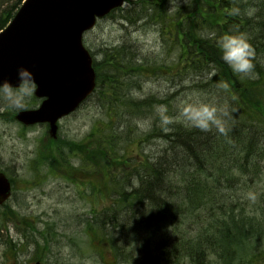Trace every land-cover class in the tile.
I'll return each mask as SVG.
<instances>
[{"label":"trees","instance_id":"obj_1","mask_svg":"<svg viewBox=\"0 0 264 264\" xmlns=\"http://www.w3.org/2000/svg\"><path fill=\"white\" fill-rule=\"evenodd\" d=\"M168 1L129 0L118 19L158 30L173 58L170 64L154 57L148 62L135 47L127 46L130 43L104 48L101 59L93 62L95 92L108 99L110 111L103 129L90 133L91 146L87 153L82 149L80 163L92 175L97 173V181L101 174L105 189L115 197L108 210L92 220L91 226L100 232L101 228H118V232H124L123 240L129 242L126 247L140 242L141 245L134 246L144 249L139 254L147 264L150 252L146 246L153 243L149 223L166 228L170 219L173 223L171 213L181 214L179 223H188L190 231L178 233V227L175 228L173 243L165 251L170 261L173 256L177 259L179 253V260L173 264H207L210 253H215L223 264H264V249L253 247L264 235V207L260 213L245 216L243 209L234 210L236 204L225 197L227 191L240 196L264 173V0L243 4V9L258 8L251 16L232 14L237 0H189L187 4H177L174 11L167 10ZM20 2L0 0V29L12 18ZM228 30L248 36L255 49L252 73H236L222 60L216 37L210 33L219 36ZM129 48L134 55L128 52ZM145 63L151 64L146 67ZM148 71L187 80L196 93L217 94L222 110L212 107L219 123L210 125L208 130L183 120L176 121L168 132L167 127L161 129L154 124L148 128V137L156 134L163 140L161 154L136 160L126 153L119 154L121 130L125 127L124 124L120 129L122 122L154 116L155 104L165 103L169 111L178 103L152 95L142 100L131 97V90L139 88V79ZM181 110L177 106V115ZM59 152L60 147L53 144L50 160H55ZM129 168L132 170L127 174ZM117 169L118 175L114 173ZM175 180L181 185L174 187ZM97 181L92 180V188L98 185ZM206 209L208 214L203 213ZM213 211L219 214L216 216ZM143 227L147 228L146 238L137 241ZM96 232L93 234L98 236ZM155 232L159 238L165 235L160 230Z\"/></svg>","mask_w":264,"mask_h":264},{"label":"rangeland","instance_id":"obj_2","mask_svg":"<svg viewBox=\"0 0 264 264\" xmlns=\"http://www.w3.org/2000/svg\"><path fill=\"white\" fill-rule=\"evenodd\" d=\"M236 2L237 7L233 9H239V15L247 14L252 9L253 14L258 11V8L251 6L243 9V4H252V0ZM127 5L126 3L124 7ZM176 5L173 0V7ZM170 7L168 1V11ZM118 18L116 15L105 17L97 21L95 27L85 34L83 42L96 60L101 59L104 48L130 43L127 46L135 47L138 55L145 57L148 62H151L153 57L163 60V63L172 62L173 58L167 52L158 30L141 28ZM130 51L132 52L131 48L128 52L131 55L135 54ZM145 64L148 67L151 63ZM145 74L147 75L138 81L139 88L131 90L130 95L133 99H147L152 95L156 99H168L169 103L175 100L178 103L175 107H170L169 111H160L162 108L167 110L168 106L165 103L155 104L154 116L142 120L136 118L130 123L122 122L120 129L124 124L125 127L121 130L119 154L126 153L131 159L136 160L144 155L148 158L156 154V157L160 156L163 140L156 134L148 137L150 134L147 132L154 124L161 129L167 127L168 132L172 130L171 127L176 121L189 122L184 115L185 109L189 106L220 107L217 94L196 93L193 85L187 80H175L161 72L148 71ZM107 100L95 92L75 112L61 119L59 139L56 143L47 140L44 127L24 128L13 121L9 111L16 109L0 103V170L13 178L15 184L14 193L8 201L14 213L12 208L4 206L0 208V215L2 218L12 216L19 221H8L2 223L3 227H0V264H34L35 258H40L42 264H146L139 254L144 249L135 248L141 245L140 242L134 243L135 246L132 244L126 247L129 242L123 240L124 232L121 230L118 232V228L114 226L101 228L104 237L101 238L93 234L98 228L91 226L94 223L92 220L102 211L108 210L112 205V198L115 197L111 191H104V179L101 178V174L97 181V173L92 175L90 169L82 167L80 163L82 149L87 153V148L91 146L90 133L100 132L106 125L110 111ZM38 102L39 100L32 96L24 108L37 106ZM177 106L182 108L178 115ZM220 109L222 110V107ZM166 114L171 115L167 118L170 121L167 126L162 122V117L164 118ZM124 119L126 120V117ZM139 133H144V136L139 138ZM68 141L73 142L70 144ZM53 144H56L57 148L60 147V152L55 160H50L49 151ZM42 164L50 165L52 172L49 173L45 167L40 166ZM74 166H77L78 170ZM119 170L114 173L118 175ZM130 170L132 168L127 169L126 173L128 174ZM120 178L119 176L118 179ZM92 180L98 182L95 188H92ZM172 184L174 187L181 185L179 180L172 181ZM124 186L128 188V184ZM135 186L136 182L133 183V187ZM246 190L240 196L227 191L225 197L236 204L234 210L243 209L245 216L252 212L260 213L264 207V173L261 172L258 181L254 184L251 182L250 188ZM168 196L171 197L169 192ZM205 211L208 214V209L203 210V213ZM213 213L217 216L219 211ZM171 214L169 217L173 216V223L170 219L168 224H165L166 228L163 225L155 227L152 222L149 223L153 243L146 246L150 252L147 264H173L175 260H179V253H176L177 259L173 256L170 261L165 251L173 243L175 228L178 227V233L190 230L188 223H179L181 214ZM87 226L91 228L90 231ZM154 230H160L165 235L159 238ZM146 231L147 228L144 230L143 227L137 241L146 238L144 235ZM108 236L115 238L113 246L108 241ZM253 247L256 250L264 249V235ZM114 248L118 250L116 254ZM132 251L137 252L134 254ZM250 251L251 249L248 252ZM180 264H183V261ZM207 264L223 263L215 253H210Z\"/></svg>","mask_w":264,"mask_h":264},{"label":"water","instance_id":"obj_3","mask_svg":"<svg viewBox=\"0 0 264 264\" xmlns=\"http://www.w3.org/2000/svg\"><path fill=\"white\" fill-rule=\"evenodd\" d=\"M123 0H25L11 23L0 32V80L17 82L20 65L35 74L34 95L44 98L16 119L24 124L48 122L56 137L57 120L74 111L95 87L92 58L83 33L96 17L121 6ZM9 180L0 173V204L9 196ZM35 264H40L36 262Z\"/></svg>","mask_w":264,"mask_h":264},{"label":"clouds","instance_id":"obj_4","mask_svg":"<svg viewBox=\"0 0 264 264\" xmlns=\"http://www.w3.org/2000/svg\"><path fill=\"white\" fill-rule=\"evenodd\" d=\"M170 9L173 7V0H169ZM189 0H175L176 4H187ZM239 9H233L232 14H238ZM254 9L248 11V15H252ZM216 37L215 43L221 53L222 60L236 73L248 75L254 69L253 59L255 57V49L253 48L248 36L239 31L228 30L222 35L216 36V33H210ZM17 82L13 83L8 79L0 80V103L7 106L22 110L26 106V102L36 92L38 84L33 71L23 65L18 66L16 73ZM160 111H166L160 109ZM185 118L197 128L208 130L210 125L218 124L216 118V110L206 106H189L184 112ZM164 125L170 123L166 118L162 117ZM223 131V129H220Z\"/></svg>","mask_w":264,"mask_h":264}]
</instances>
